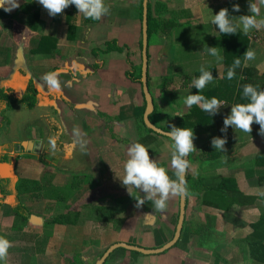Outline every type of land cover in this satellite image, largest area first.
I'll return each instance as SVG.
<instances>
[{
	"label": "crops",
	"instance_id": "obj_1",
	"mask_svg": "<svg viewBox=\"0 0 264 264\" xmlns=\"http://www.w3.org/2000/svg\"><path fill=\"white\" fill-rule=\"evenodd\" d=\"M104 2L110 12L99 21L78 15L75 5L50 16L38 0H19L20 7L11 12L0 8V236L12 244L0 264H78V255L82 264H98L114 244L156 250L175 236L181 198H171L163 212L155 211L150 201L141 207L121 201L143 195L137 189L130 195L117 177L123 174L130 144H144L175 179L170 167L173 142L144 124L143 86L129 75L143 70L144 0ZM249 2L148 0L153 18L174 25L148 36L147 77L154 104L150 120L167 132L172 125L194 132L184 224L178 241L165 251L118 247L103 264H264L250 254L254 225L264 218V196L258 194L264 191V135L255 122L251 133L231 127L226 151L205 159L204 147L218 130L195 124L190 114L200 107L184 102L197 90L190 84L201 65L214 69L206 88L218 85L223 104L243 103L239 87L245 84L264 89V27L248 33L255 59L235 70L238 78L228 80L222 33L209 22L221 8L234 19L248 15ZM26 4L38 8L41 30L28 24L29 15L22 10ZM258 6L257 19H264V5ZM42 38L48 40L40 51ZM208 47H218L223 61L217 63ZM45 74H54L59 87L50 88ZM30 81L38 90L32 109L40 113L30 119L31 129L15 133L10 115L26 107L22 99ZM25 141L27 148L18 153L17 144ZM229 177L254 199L252 204H234L229 210L204 204L206 186ZM72 179L78 187L64 193ZM71 212L77 223L54 222L59 215L72 217ZM257 230L264 233V222Z\"/></svg>",
	"mask_w": 264,
	"mask_h": 264
},
{
	"label": "clouds",
	"instance_id": "obj_2",
	"mask_svg": "<svg viewBox=\"0 0 264 264\" xmlns=\"http://www.w3.org/2000/svg\"><path fill=\"white\" fill-rule=\"evenodd\" d=\"M38 3L47 10L50 16L63 13L70 5H75L78 15H83L84 18L94 21H99L110 12V7L105 5L104 0H38ZM258 5H264V0H255V2L250 0L248 9L250 14L236 17L238 19H234L227 8H221L216 14H212L209 22L218 27L222 34H236L239 29L247 35L252 29L264 27V19H257L260 16ZM19 7V0H0V8L6 12H11ZM233 10L239 12V4H234ZM207 52L216 58L217 63L223 61V56L218 47H208ZM243 55L244 66L246 67L247 61L254 60L256 54L253 50L246 49ZM239 67H241V60L236 58L227 70L228 80L235 78V70ZM198 71L199 76H194L190 84V87L197 89V92L189 94L184 102L188 107L196 105L209 115H215L223 103L215 96L209 99L202 94L206 86L213 81V73L207 70L204 65H201ZM43 79L50 88L59 87L54 74H45ZM242 98L248 102L231 105L230 113L224 117L221 132L226 133L228 127L231 126L235 130L239 129L244 133H251L252 125L255 122L259 125L260 134L264 135V89L252 84H245L243 85ZM77 134L79 135V133ZM168 136L173 142L170 152V167L175 179L169 176L167 168L150 157L149 148L144 144L133 142L127 149V159L123 163V174L117 177L130 195H132L133 189L143 193L142 198L135 197L137 207H141L146 201H150L155 211L163 212L171 198L179 197L182 199L188 195L185 175L190 167L187 158L190 153L196 150L193 143L194 132L192 128L172 125ZM50 143L52 150H55V140L52 139ZM225 144L226 136H214L211 139V145L215 150L225 152ZM258 194L264 196V191H260ZM11 246L12 244L8 239L0 236V261L7 260L8 249Z\"/></svg>",
	"mask_w": 264,
	"mask_h": 264
},
{
	"label": "trees",
	"instance_id": "obj_3",
	"mask_svg": "<svg viewBox=\"0 0 264 264\" xmlns=\"http://www.w3.org/2000/svg\"><path fill=\"white\" fill-rule=\"evenodd\" d=\"M22 10L27 11L29 15L28 24L30 25V27L36 30H41L39 28H42L43 23H41L39 27L36 24L37 22L39 23V21L41 20H40V12L38 8L35 6V4H26L24 7H22ZM142 16H143V11H142ZM173 27L174 25L171 22H166L162 19L153 18L152 14L148 11V36H150L151 33H154L155 31L158 32L159 30L169 31V29H172ZM46 40H48V38L41 39L40 46L38 48L40 51H42L44 47V42ZM221 41L224 47L225 63L231 66L234 60L236 58H239L241 60V67H242L244 64L243 54L246 51V49H248L249 46L248 34L245 35L243 34L242 31L238 29V32L236 34H231V35L222 34ZM209 71H211L214 74L213 68H210ZM129 75L133 80L139 81L143 86L141 73L135 76L133 72H130ZM198 76H199V72L197 73L196 77ZM238 76H239L238 73H236L234 79H236V77L238 78ZM165 81L168 80L165 79ZM255 86H259V85H255ZM227 87H230V84H228ZM259 87L263 89L261 86ZM239 90H240L239 93H243V86L242 88L239 87ZM220 93H221V89L218 85H211L208 88H205L202 92V94L209 99L212 98L213 96L219 99ZM37 96H38V90L35 87L34 83L30 81L27 87V91L22 99V102H24V104L28 109H32L37 103ZM243 101H244L243 103L248 102L246 99H243ZM234 103H235L234 101L233 102L229 101L224 103L223 106L220 108L219 112L212 116L209 115L207 112L201 110L200 108L196 107L194 108V110H192L190 117L194 118L195 116V122H194L195 124L201 125L203 123H208L209 125L216 127V129L218 130V136L220 137L226 136V139H231L233 138V131L231 126L228 127L226 133L221 132V128L223 127L224 117L230 113L231 105H233ZM236 103L239 102L237 101ZM146 110H148V105H146ZM187 125L191 126L193 125V123L188 122ZM147 128L149 130H152L149 127ZM117 139L123 141L120 138ZM204 150L206 152L204 156L205 159L211 160L220 156L218 150H215L211 145V143L205 145ZM261 161L262 164L264 165V158H262ZM260 182L261 184H264V177L260 179ZM75 186L78 187L77 181L74 182V179H72L66 184V186L62 188V191L64 193L66 192L68 194H71L73 193V189ZM186 186H187V180H186ZM135 197L142 198L141 195L134 194L133 196L122 199L121 201L129 204H134V203L137 204ZM253 201L254 199H252L251 197H247L243 192L239 190L235 179L232 177L222 178L217 186H206V190L203 193L204 204L224 210H229L234 204L248 205V204H252ZM186 204H187V198H186ZM71 214L72 217L71 215H59L58 217H55L54 222H62V223L69 222L72 224L77 223L76 219L78 218V216L74 217V219H71L73 218V214L75 215V213L71 212ZM263 222H264V218H262L261 221H259L256 225H254V228L256 229L254 230L253 234L250 236L251 239L250 254L253 258L264 263V233L262 231L257 230L258 228H260ZM77 259H78V264H82V260L79 255L77 256Z\"/></svg>",
	"mask_w": 264,
	"mask_h": 264
},
{
	"label": "water",
	"instance_id": "obj_4",
	"mask_svg": "<svg viewBox=\"0 0 264 264\" xmlns=\"http://www.w3.org/2000/svg\"><path fill=\"white\" fill-rule=\"evenodd\" d=\"M147 47H148V0H144V2H143V59H144V64H143V70H142V84H143V91H144L145 98H146V103L148 105V110H146L144 120H145L146 125L149 128H151L152 130H154L156 133H159V134L164 135V136H168L167 131H164L163 129L154 125L152 123V121L150 120V115L154 111V104H153V100H152V97L150 95L149 87H148ZM27 143L28 142L25 141V142L17 144L18 147L17 146L16 147H17L18 153H21V151H23L27 148ZM187 159L189 160V156ZM185 179H186V175H185ZM186 198H187V196L181 199V210H180L179 222L177 225V230H176L175 236L171 242L166 244L164 247L156 249V250H147V249L137 247V246H133V245H129V244L117 243V244H114L108 248V250L102 256L101 260L98 262V264H103L104 261L106 260V258L110 255V253L118 247L129 248V249H133V250H137V251H141V252H145V253H157V252L165 251L166 249L170 248L172 245H174L178 241V239L180 237V233H181L182 228H183L184 216H185V211H186Z\"/></svg>",
	"mask_w": 264,
	"mask_h": 264
},
{
	"label": "rangeland",
	"instance_id": "obj_5",
	"mask_svg": "<svg viewBox=\"0 0 264 264\" xmlns=\"http://www.w3.org/2000/svg\"><path fill=\"white\" fill-rule=\"evenodd\" d=\"M39 113H40V109L38 108L28 109L25 106L24 107L20 106L15 111H12L10 115V119L12 120V125L14 130L13 132L23 133V131H26L27 129H31L32 126L29 123V121L30 119L39 115ZM74 161L77 162L78 164V159H75ZM71 164H72L71 166L74 165L73 162Z\"/></svg>",
	"mask_w": 264,
	"mask_h": 264
},
{
	"label": "flooded vegetation",
	"instance_id": "obj_6",
	"mask_svg": "<svg viewBox=\"0 0 264 264\" xmlns=\"http://www.w3.org/2000/svg\"><path fill=\"white\" fill-rule=\"evenodd\" d=\"M141 75H142V74H141ZM152 113H153V112H152ZM152 113H151V114H152Z\"/></svg>",
	"mask_w": 264,
	"mask_h": 264
}]
</instances>
